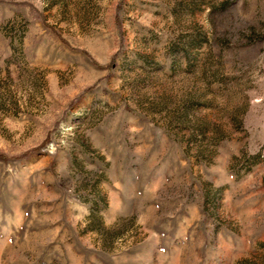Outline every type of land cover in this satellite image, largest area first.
I'll use <instances>...</instances> for the list:
<instances>
[{
    "label": "rangeland",
    "instance_id": "374dc122",
    "mask_svg": "<svg viewBox=\"0 0 264 264\" xmlns=\"http://www.w3.org/2000/svg\"><path fill=\"white\" fill-rule=\"evenodd\" d=\"M0 264H264V0H0Z\"/></svg>",
    "mask_w": 264,
    "mask_h": 264
}]
</instances>
